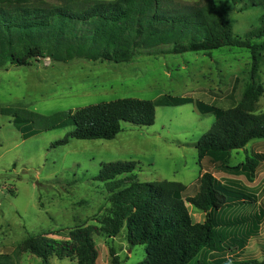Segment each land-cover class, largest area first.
I'll use <instances>...</instances> for the list:
<instances>
[{
  "label": "trees",
  "instance_id": "trees-1",
  "mask_svg": "<svg viewBox=\"0 0 264 264\" xmlns=\"http://www.w3.org/2000/svg\"><path fill=\"white\" fill-rule=\"evenodd\" d=\"M241 12L253 8L264 10V0H239ZM235 1L234 3H239ZM231 7H218L212 0L176 3L173 0H0V69L8 65L28 67L41 58L54 63L76 61L123 64L138 55H183L207 53L223 48L245 49L251 56L250 83L240 102L221 109L191 98L163 96L155 101L136 98L118 99L44 117L34 112L3 107L0 116L13 118L25 138L57 128L73 126L65 138L52 148L66 146L70 139L114 140L123 124L153 126L159 107L193 104L203 116L214 115L215 123L196 144L200 165L208 162L216 170L231 175L245 174L252 181L261 157H247L245 162L230 166L234 151L246 150L254 140H264V112L258 104L264 96L261 68L264 60V14L257 28L237 36L230 19ZM42 127L34 130V120ZM24 125V126H23ZM133 162L102 164L96 180L116 186L121 176L132 177ZM199 191L187 194L179 182H133L113 193L115 205L103 226L75 227L66 238L46 235L29 237L23 249L51 264L52 257L72 259L76 264H98L94 235L119 234L125 222L129 249L145 247L146 258L138 264H211L197 258L204 252H241L257 238L264 212L233 221L220 222V213L235 203L245 204L250 196L228 189L211 172L197 181ZM118 189V187H115ZM187 204L205 215V222L194 223ZM243 227L241 238H225L219 232ZM60 232V231H59ZM111 264H122L111 251ZM218 264H264L257 259L223 260Z\"/></svg>",
  "mask_w": 264,
  "mask_h": 264
},
{
  "label": "rangeland",
  "instance_id": "rangeland-1",
  "mask_svg": "<svg viewBox=\"0 0 264 264\" xmlns=\"http://www.w3.org/2000/svg\"><path fill=\"white\" fill-rule=\"evenodd\" d=\"M212 1L218 7H231L230 19L237 36L257 28L264 14L261 8L241 12L243 3L239 0ZM250 68L249 51L235 48L211 54H142L123 64L84 61L52 64L41 58L28 67L8 65L6 71L0 69V105L50 117L118 99L155 101L167 95L229 109L240 102L250 83ZM261 77L264 84V60ZM258 112H264V96ZM22 116L34 120V130L42 127L40 120L27 114ZM215 121L214 115H201L193 104L159 107L153 126L126 123L114 140L70 139L68 145L53 149L52 144L65 138L73 126L25 138L12 117L0 116V264H43L40 258L23 249L29 237L66 238L67 232L61 230L90 225L104 227V219L115 208L113 193L133 182H179L187 187L189 196H195L199 191L198 179L208 171L222 186L255 201L245 199V204L231 205L220 213V222L264 212V140L250 142L246 150L234 151L230 159V166H236L247 157L260 155L262 160L252 181L245 174L218 171L208 162L200 165L196 144ZM126 161L136 165L132 177H118L116 186L96 180L102 164ZM187 207L194 223L205 222L204 214L190 204ZM122 225L115 236L104 231L94 235L98 264H111V251L122 264H138L146 258L144 246L129 249L125 222ZM243 230V227L228 231L221 228L219 232L227 239L241 238ZM230 259L264 260V220L259 236L250 240L244 251L231 252L225 247L221 254L204 252L197 261L218 264ZM50 263L76 264L72 259L56 257Z\"/></svg>",
  "mask_w": 264,
  "mask_h": 264
}]
</instances>
